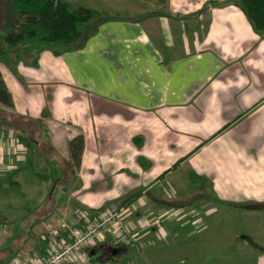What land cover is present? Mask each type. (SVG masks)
Here are the masks:
<instances>
[{
  "label": "crops",
  "instance_id": "crops-1",
  "mask_svg": "<svg viewBox=\"0 0 264 264\" xmlns=\"http://www.w3.org/2000/svg\"><path fill=\"white\" fill-rule=\"evenodd\" d=\"M61 1L105 19L78 49H45L17 74L0 59L13 103L0 102V225L9 223L1 197L13 185L22 192L28 170L47 187L42 203L55 195L37 218L47 245L5 248L0 261L44 258L66 239L62 224L83 228L80 212L118 207L123 229L142 241L168 237L163 222L187 216L191 190L235 209L264 207V35L243 10L233 0H138L110 14L101 10L109 0ZM78 136L77 165L69 142ZM122 246L112 231L91 255L103 250L99 262H112Z\"/></svg>",
  "mask_w": 264,
  "mask_h": 264
},
{
  "label": "rangeland",
  "instance_id": "rangeland-1",
  "mask_svg": "<svg viewBox=\"0 0 264 264\" xmlns=\"http://www.w3.org/2000/svg\"><path fill=\"white\" fill-rule=\"evenodd\" d=\"M81 1L85 3L86 0ZM134 2L139 1L109 0L108 6L101 10L110 14L116 13L121 11L120 8L125 4ZM120 3L122 5L119 7ZM5 5L6 2L0 0V28L8 17ZM130 7L127 6L126 11L132 13ZM8 67L13 71L10 66ZM19 126L31 132L33 129L38 130L36 126L26 123H20ZM31 132H28L29 138L38 140L42 146L41 141L44 138L35 136ZM50 168L52 169V166ZM25 176L29 183L23 184L22 192L16 191L13 185L9 187V190L13 188V194L8 198L1 197L3 203L1 213L4 215L3 219H8L9 223L7 226L0 225V251L14 247L13 252L17 253L18 249L26 250L24 248L26 245L33 247L47 245V239L42 238L44 229L39 230L40 221L37 218L45 209L52 206L55 195H51L49 200L42 203L39 198L44 195L47 187L34 184L36 178L32 169L28 170ZM59 188L62 193L64 190H69L67 185L58 186ZM39 190L42 192L40 193ZM50 191L51 187L49 193ZM191 191L186 202L184 201L181 206L185 207L187 216L174 215L172 219L168 217L164 220L168 237L160 240L150 233L147 240L139 241L134 238V244L128 249V253H124L125 246L118 247L119 255L111 256L109 261L119 260L125 263L130 261L133 264H258L259 260L264 261V207L256 211L235 209ZM61 198L63 197H60L59 205L61 204L62 207L64 200L62 201ZM211 210L214 211L210 212ZM195 216L198 220L193 223L197 219ZM7 232H11V237L3 240ZM104 254L105 251L102 250L92 255V258L95 261H102ZM8 263L0 261V264Z\"/></svg>",
  "mask_w": 264,
  "mask_h": 264
},
{
  "label": "trees",
  "instance_id": "trees-1",
  "mask_svg": "<svg viewBox=\"0 0 264 264\" xmlns=\"http://www.w3.org/2000/svg\"><path fill=\"white\" fill-rule=\"evenodd\" d=\"M7 20L0 28V59L16 73L17 64L36 65L41 51L54 53L78 49L94 34L105 17L86 7H74L61 0H4ZM250 21L256 33L264 35V0H233ZM12 58V59H11ZM14 59V60H13ZM0 102L11 107L9 94L0 74ZM30 147L33 142H27ZM71 158L79 164L84 151V138L69 142ZM127 198L123 206L132 203ZM101 211V210H100Z\"/></svg>",
  "mask_w": 264,
  "mask_h": 264
},
{
  "label": "built area",
  "instance_id": "built-area-1",
  "mask_svg": "<svg viewBox=\"0 0 264 264\" xmlns=\"http://www.w3.org/2000/svg\"><path fill=\"white\" fill-rule=\"evenodd\" d=\"M123 213L122 209L114 206L99 211L94 217L80 212L79 220L84 223L83 228L62 224L61 229L66 232V239L58 245L52 243L50 253L34 264H123L95 261L91 255L95 244L103 239L104 234L112 231L118 244L133 246L135 235L123 229ZM8 264L25 263L14 259Z\"/></svg>",
  "mask_w": 264,
  "mask_h": 264
},
{
  "label": "flooded vegetation",
  "instance_id": "flooded-vegetation-1",
  "mask_svg": "<svg viewBox=\"0 0 264 264\" xmlns=\"http://www.w3.org/2000/svg\"><path fill=\"white\" fill-rule=\"evenodd\" d=\"M92 253V252H91Z\"/></svg>",
  "mask_w": 264,
  "mask_h": 264
}]
</instances>
